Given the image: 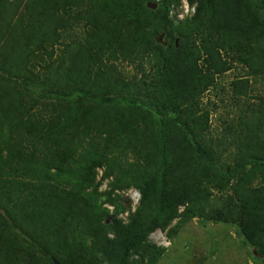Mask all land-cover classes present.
Returning <instances> with one entry per match:
<instances>
[{
    "label": "trees",
    "instance_id": "16d2710c",
    "mask_svg": "<svg viewBox=\"0 0 264 264\" xmlns=\"http://www.w3.org/2000/svg\"><path fill=\"white\" fill-rule=\"evenodd\" d=\"M186 1L0 0V264H157L194 218L264 264V0Z\"/></svg>",
    "mask_w": 264,
    "mask_h": 264
},
{
    "label": "rangeland",
    "instance_id": "374dc122",
    "mask_svg": "<svg viewBox=\"0 0 264 264\" xmlns=\"http://www.w3.org/2000/svg\"><path fill=\"white\" fill-rule=\"evenodd\" d=\"M192 13L193 10L187 5V1L182 0L177 10L178 18L184 19ZM245 72L246 68L235 62L233 71L220 76L217 86L205 95L204 101L210 99L213 103L211 126L214 131L220 132L226 123L234 121L239 116L243 102L236 103L229 99L228 85L235 76L243 75ZM251 82L254 90L252 94L263 95L262 82L253 78ZM214 105L217 108L213 111ZM222 120H226V123L223 124ZM106 183L104 182L100 190L105 189ZM116 196L126 201L125 207L129 206L132 211L139 198L135 190H128L125 193L115 192L112 197ZM105 207L110 213L114 210L110 205ZM118 218L126 221L127 212H120ZM149 239L165 249L157 264H263L260 259L253 256L254 249L249 247L238 236L237 229L229 224L207 223L194 218L184 224L174 237L158 230L152 233Z\"/></svg>",
    "mask_w": 264,
    "mask_h": 264
},
{
    "label": "water",
    "instance_id": "95a60500",
    "mask_svg": "<svg viewBox=\"0 0 264 264\" xmlns=\"http://www.w3.org/2000/svg\"><path fill=\"white\" fill-rule=\"evenodd\" d=\"M147 7L153 10V9L156 8V5L153 4V3H148V4H147ZM253 251H254V252H253L254 255L258 256V254H257V252H256V249H254ZM54 262H55V264H58L55 260H54Z\"/></svg>",
    "mask_w": 264,
    "mask_h": 264
},
{
    "label": "clouds",
    "instance_id": "9594fccd",
    "mask_svg": "<svg viewBox=\"0 0 264 264\" xmlns=\"http://www.w3.org/2000/svg\"><path fill=\"white\" fill-rule=\"evenodd\" d=\"M137 202H138V200H137Z\"/></svg>",
    "mask_w": 264,
    "mask_h": 264
}]
</instances>
